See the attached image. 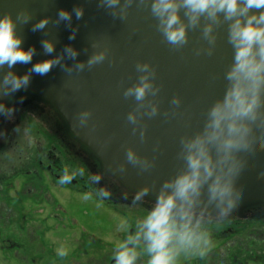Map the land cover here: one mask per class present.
Segmentation results:
<instances>
[{
	"label": "water",
	"instance_id": "water-1",
	"mask_svg": "<svg viewBox=\"0 0 264 264\" xmlns=\"http://www.w3.org/2000/svg\"><path fill=\"white\" fill-rule=\"evenodd\" d=\"M82 9L77 18L74 9ZM63 9L71 19L61 20ZM123 10V12H122ZM10 14L16 23L21 47L33 48L28 64L17 63L11 69L0 67V81L9 71L30 73L33 64L59 57L44 75L30 73L26 87L3 94L5 107L9 99L21 92L31 93L49 103L61 116L72 136L96 157L104 172L118 184L135 193L144 186L150 190L144 198L155 200L160 185L183 167L178 157L180 139L199 130L211 103L223 94L224 72L231 62L232 49L227 43L226 25L215 29L217 40L210 46L203 38L201 20L187 29V43L169 44L151 13L150 0H120L115 7L102 0H0V16ZM27 15L25 22L23 16ZM182 19L183 9L180 10ZM47 18V24L33 30V25ZM54 48L46 52L42 42ZM209 47H213L208 54ZM71 48L74 57L66 51ZM104 53V59L92 65L89 59ZM149 65L150 90L142 101L125 96V90L140 82L143 75L138 64ZM83 64L82 69L77 68ZM179 104H173V98ZM152 105L155 115H148ZM88 117L81 122V113ZM136 116L135 123L128 115ZM132 149L152 167L141 170L128 162ZM123 168V170H121ZM264 151L255 153L244 167L236 185L240 199L235 210L264 203Z\"/></svg>",
	"mask_w": 264,
	"mask_h": 264
},
{
	"label": "clouds",
	"instance_id": "clouds-1",
	"mask_svg": "<svg viewBox=\"0 0 264 264\" xmlns=\"http://www.w3.org/2000/svg\"><path fill=\"white\" fill-rule=\"evenodd\" d=\"M102 2L115 7L120 0ZM150 9L165 40L177 47L187 43V29L198 26L202 19L206 21L203 38L215 46V29L225 24L232 57L224 72L223 94L207 108L202 127L180 139L178 157L183 160V167L160 185L150 209L133 224L124 223V238L113 252L114 264H138L142 258L144 264H182L189 258H203L211 243L206 225L223 221L233 213L240 199L236 185L242 171L255 153L264 151V0H150ZM181 9L185 19L181 18ZM74 11L79 18L83 10ZM58 16L61 20L71 19L63 9ZM23 19L26 22L28 16ZM47 22V18L41 19L33 30L43 28ZM21 44L11 15L0 16V67L7 65L11 69L17 63L31 62L34 49L25 50ZM42 44L46 52L53 51L51 41ZM66 51L72 57L76 55L71 48ZM212 51L213 47H209L208 54ZM103 59L101 52L92 56L88 64ZM58 62L59 57L37 62L30 73L44 75ZM137 70L143 73L140 82L126 89L124 95L142 101L150 90L153 94L155 90L149 79V65L138 64ZM30 73L18 75L9 71L0 81V90L7 95L26 87ZM172 103L179 104V99L174 97ZM12 111L0 102V114L10 115ZM156 112L157 107L152 105L148 115ZM88 115L87 111L81 113L82 123ZM128 120L135 123L136 116L130 113ZM126 158L141 170L152 167L132 149L127 150ZM99 178L94 177L97 181ZM258 178H264V171ZM66 179L62 177L61 182ZM149 190L150 186L140 188L133 203L142 200ZM65 254L59 252L61 256Z\"/></svg>",
	"mask_w": 264,
	"mask_h": 264
},
{
	"label": "flooded vegetation",
	"instance_id": "flooded-vegetation-1",
	"mask_svg": "<svg viewBox=\"0 0 264 264\" xmlns=\"http://www.w3.org/2000/svg\"><path fill=\"white\" fill-rule=\"evenodd\" d=\"M5 108H12L13 111L10 115L0 114L2 236H12V239L20 240L24 235L25 240L32 246L33 255L36 254V230L35 225L31 224L40 216L41 205H44L42 213L51 208L47 193L51 191L52 185L64 191L90 195L111 209L123 208L133 211L151 208L154 201L148 198L143 197L133 203L135 193L122 188L109 173L103 171L99 160L72 136L61 116L49 103L31 93L21 92L12 96ZM36 131H42L44 138H35L33 132ZM96 176L100 177L98 181L94 179ZM62 177H67L66 182H61ZM16 181L18 184L15 185ZM40 187L47 190L42 192ZM11 191L15 192V198L10 197ZM102 192L106 195H102ZM21 195L23 200H20ZM4 197L16 199L18 207H11L7 201L2 200ZM25 202L31 203L28 210ZM51 216L53 215L50 214L47 219H52ZM53 217L57 218V215ZM260 218L264 219V203L234 210L227 219L214 221L206 225V228L211 225L223 228L226 226L224 230L232 233L233 231L229 230L232 225L238 226L243 221L249 223ZM0 241L3 243L10 239ZM10 248L12 247H7ZM19 248L21 251L22 247ZM26 259L28 262L27 257Z\"/></svg>",
	"mask_w": 264,
	"mask_h": 264
},
{
	"label": "rangeland",
	"instance_id": "rangeland-1",
	"mask_svg": "<svg viewBox=\"0 0 264 264\" xmlns=\"http://www.w3.org/2000/svg\"><path fill=\"white\" fill-rule=\"evenodd\" d=\"M36 132H33L35 138H44L42 131ZM40 190L45 192L47 189L40 187ZM15 195L14 191L10 192L11 198H15ZM47 195L51 208L42 213L44 205H41L40 216L31 224L35 225L36 230V254L33 255L32 246L24 235L17 240L12 236H2L0 232V239H10L3 243L0 241V264H87L88 260V264H114L113 252L115 245L124 238V223L133 224L145 211L111 209L90 195L64 191L53 185ZM2 200L13 208L18 207L16 199L4 197ZM20 200H23L22 195ZM30 204L24 203L27 210ZM50 214L57 215V218L51 216L52 219H47ZM231 227L229 230L233 232L227 233L224 230L226 226H209L207 230L211 243L206 255L203 258H189L182 264H264V219L249 223L243 221ZM10 246L12 248L7 249ZM19 247H22L21 251ZM60 251L66 254L61 256ZM22 260L25 262L22 263ZM138 264H144V259Z\"/></svg>",
	"mask_w": 264,
	"mask_h": 264
}]
</instances>
